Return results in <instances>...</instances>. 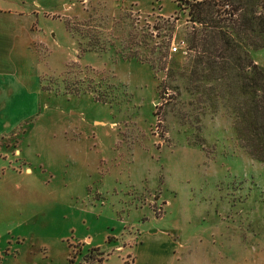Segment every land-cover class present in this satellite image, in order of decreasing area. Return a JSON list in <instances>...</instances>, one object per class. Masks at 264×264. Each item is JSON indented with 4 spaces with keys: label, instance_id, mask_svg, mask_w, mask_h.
<instances>
[{
    "label": "rangeland",
    "instance_id": "1",
    "mask_svg": "<svg viewBox=\"0 0 264 264\" xmlns=\"http://www.w3.org/2000/svg\"><path fill=\"white\" fill-rule=\"evenodd\" d=\"M183 1L0 0L30 24L0 73V264H264V163L190 78Z\"/></svg>",
    "mask_w": 264,
    "mask_h": 264
},
{
    "label": "trees",
    "instance_id": "2",
    "mask_svg": "<svg viewBox=\"0 0 264 264\" xmlns=\"http://www.w3.org/2000/svg\"><path fill=\"white\" fill-rule=\"evenodd\" d=\"M220 1L222 6L230 5L232 13L220 12L214 0H185L180 5L188 22L200 27L186 38L188 47L201 53L190 78L199 81L210 75L222 84L220 97L238 147L252 160L264 163V72L234 41L251 36L253 47H264V0ZM229 21L234 25L228 26Z\"/></svg>",
    "mask_w": 264,
    "mask_h": 264
},
{
    "label": "crops",
    "instance_id": "3",
    "mask_svg": "<svg viewBox=\"0 0 264 264\" xmlns=\"http://www.w3.org/2000/svg\"><path fill=\"white\" fill-rule=\"evenodd\" d=\"M29 27V20L17 18L16 14L0 10V73L13 69L10 53L18 42V36L27 33Z\"/></svg>",
    "mask_w": 264,
    "mask_h": 264
},
{
    "label": "built area",
    "instance_id": "4",
    "mask_svg": "<svg viewBox=\"0 0 264 264\" xmlns=\"http://www.w3.org/2000/svg\"><path fill=\"white\" fill-rule=\"evenodd\" d=\"M172 51H175V48L174 47L172 48Z\"/></svg>",
    "mask_w": 264,
    "mask_h": 264
}]
</instances>
